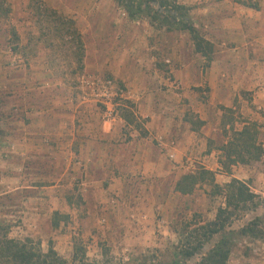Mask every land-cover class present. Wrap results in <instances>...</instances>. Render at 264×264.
Returning a JSON list of instances; mask_svg holds the SVG:
<instances>
[{
	"label": "rangeland",
	"instance_id": "rangeland-1",
	"mask_svg": "<svg viewBox=\"0 0 264 264\" xmlns=\"http://www.w3.org/2000/svg\"><path fill=\"white\" fill-rule=\"evenodd\" d=\"M210 1L176 0L188 8L191 26L203 19L204 4ZM231 8L223 6L224 14ZM69 22L81 40L80 57L75 38L59 32ZM120 26L131 33L121 36ZM162 26L145 14L130 18L114 0H0V224L8 226L10 238L28 239L43 252L52 247L67 260L79 245L90 261L106 257L112 264H172L180 250L175 230L187 221H212L224 207V197L211 185L197 186L190 195L174 190L182 175L208 164L201 158L202 147L175 162L174 153L165 150L169 139L147 136L137 95L124 81L123 53L139 65L140 51L147 56L143 67L155 66L148 56L164 36H155L152 29L169 33ZM195 30L204 33L202 27ZM174 31L177 57L192 38ZM172 87L177 115L185 113L193 127L200 125L197 111L213 115L219 107L201 105L208 97L205 86L194 99L187 98L179 82ZM183 100L188 102L182 109ZM123 111L133 115L132 122L122 119ZM223 113L229 134L220 125L209 147L226 144L232 130L256 128L261 160L232 166L231 174L248 179L261 204L179 264H198L221 238L228 242L227 264H264V109L235 105ZM103 129L114 134H102ZM140 138L161 149L160 169L146 168L145 157L134 168L125 162L127 144ZM105 154L108 162L97 160ZM250 221H255L257 238L238 233Z\"/></svg>",
	"mask_w": 264,
	"mask_h": 264
},
{
	"label": "crops",
	"instance_id": "crops-1",
	"mask_svg": "<svg viewBox=\"0 0 264 264\" xmlns=\"http://www.w3.org/2000/svg\"><path fill=\"white\" fill-rule=\"evenodd\" d=\"M223 6H231V11L224 14ZM203 8L205 14L203 19L193 24L196 28L202 27L204 30L200 37L211 45L210 59L195 51L192 39L191 45L188 44L187 49H179L176 57L173 53L174 33L170 32L174 28L166 27L169 29L166 32L169 33H163V31H157L162 29L151 27L155 36L165 37H163V44L159 42V47L155 46L156 51L148 56L151 60L155 59V66H151L149 70L144 68L142 64L147 56L138 51L139 65L135 59L134 62L131 61V55L129 57L127 53H123L121 70L126 75L124 79L128 84L126 86L133 88L137 95L135 101L137 113L146 119L147 136L169 139L170 144H166L165 150L167 153H174L172 156L175 162L182 161L187 155L191 156L195 147L198 149L202 147L201 158L207 159L208 162L204 168L212 171L215 178L225 177L223 181H215L217 184L227 183L231 178L249 183L246 178L242 180L237 175L223 173L218 162L220 151L216 147H209V144L216 140L220 125L224 126L227 135L229 134L230 125L225 123L224 110H229L235 105H239L244 110L250 104H257L264 109V0H258L256 8L242 6L234 0H211L209 3L206 2ZM188 13L189 10L186 17L189 22ZM164 27L161 28L164 29ZM176 30L188 32L178 29L174 32ZM133 32L134 35H132L135 37L136 28ZM118 33L126 37L131 32H128L124 26H120ZM130 65L134 67L131 69ZM130 71L133 72L131 79L127 76ZM174 82H179L185 94H188L187 98L191 99H194L200 88L205 86L208 97L204 103H199L203 106L207 104L209 108L215 105L219 107L214 109L213 115L205 109L197 111L196 114H199L197 118L201 124L193 127L185 113L177 115L176 106L179 103L177 104L173 96ZM162 88L164 91L160 90ZM187 102V100L182 101V109ZM192 103L195 102L192 101ZM245 124L246 121L242 123V125ZM97 133H99L97 130L92 134L89 133L87 142L92 143ZM102 134L108 136L114 133L109 129H103ZM96 143L99 142L96 140ZM101 145L104 146L102 143ZM126 150L127 155L124 160L132 168L136 167L143 157H145L144 165L149 169H160L164 161L161 149L150 143L149 138L130 140ZM102 151L106 152L105 149ZM152 153L155 155L150 159L149 156ZM121 159H123L122 156L119 161ZM92 160L96 161L94 157ZM97 160L108 162L110 159L105 154L100 155ZM170 167L173 166L169 165ZM170 173H172L171 170L161 173V176ZM248 186L252 190L249 184ZM253 193L257 195L256 192Z\"/></svg>",
	"mask_w": 264,
	"mask_h": 264
},
{
	"label": "trees",
	"instance_id": "trees-1",
	"mask_svg": "<svg viewBox=\"0 0 264 264\" xmlns=\"http://www.w3.org/2000/svg\"><path fill=\"white\" fill-rule=\"evenodd\" d=\"M127 12L130 18L145 14L151 22L159 21L168 28L186 30L191 35L195 51L210 59L211 45L202 39L196 30L187 21L188 8L180 5L176 0H114ZM255 0H234L242 6L256 8ZM67 28L63 24L60 33H66L75 38L78 53L82 51L79 34L73 29L71 23ZM80 62V58L78 59ZM80 64V63H79ZM81 65V64H80ZM82 66V65H81ZM121 117L126 122H132L133 115L123 111ZM201 124V123H199ZM257 131L254 126L246 125L240 131H231V139L218 147L221 155L218 159L221 170L231 175V167L237 164L249 165L259 162L263 155L262 147L256 142ZM211 185L214 193L224 197V207H219L212 221H187L181 224L175 233L179 238L180 250L172 261L179 264L194 257L203 246L214 236H217L230 227L235 219H239L246 212L257 208L261 201L253 193L248 184L231 178L224 186L215 183L214 173L204 167H198L195 172L182 175L176 182L174 190L181 195L192 194L197 186ZM242 236L259 237L255 230V221H250L238 230ZM228 242L221 238L201 258L198 264H227L229 250ZM106 253L103 255L105 256ZM0 264H112L106 257L102 261H90L82 246L75 245L70 260L61 257L52 247L43 252L32 241L17 240L8 236V226L0 224Z\"/></svg>",
	"mask_w": 264,
	"mask_h": 264
}]
</instances>
